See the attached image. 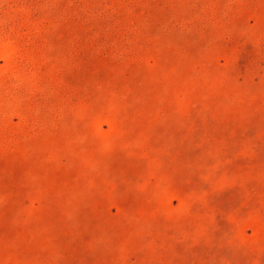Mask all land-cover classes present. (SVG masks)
Masks as SVG:
<instances>
[{
    "label": "rangeland",
    "instance_id": "obj_1",
    "mask_svg": "<svg viewBox=\"0 0 264 264\" xmlns=\"http://www.w3.org/2000/svg\"><path fill=\"white\" fill-rule=\"evenodd\" d=\"M0 264H264V0H0Z\"/></svg>",
    "mask_w": 264,
    "mask_h": 264
}]
</instances>
